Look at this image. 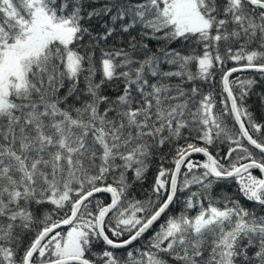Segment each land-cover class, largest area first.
<instances>
[{"label":"snow or ice","instance_id":"obj_1","mask_svg":"<svg viewBox=\"0 0 264 264\" xmlns=\"http://www.w3.org/2000/svg\"><path fill=\"white\" fill-rule=\"evenodd\" d=\"M0 264H264V0H0Z\"/></svg>","mask_w":264,"mask_h":264}]
</instances>
